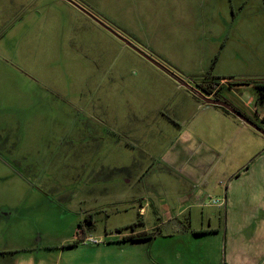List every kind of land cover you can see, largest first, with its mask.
<instances>
[{
  "label": "rangeland",
  "instance_id": "obj_1",
  "mask_svg": "<svg viewBox=\"0 0 264 264\" xmlns=\"http://www.w3.org/2000/svg\"><path fill=\"white\" fill-rule=\"evenodd\" d=\"M71 1L169 74L65 0H0V264H264L258 198L224 203L241 121L171 77L263 127L264 0ZM183 128L220 154L210 186L166 165Z\"/></svg>",
  "mask_w": 264,
  "mask_h": 264
},
{
  "label": "crops",
  "instance_id": "obj_2",
  "mask_svg": "<svg viewBox=\"0 0 264 264\" xmlns=\"http://www.w3.org/2000/svg\"><path fill=\"white\" fill-rule=\"evenodd\" d=\"M177 86V85H176ZM219 86V85H218ZM196 88V87H195ZM181 90H184L187 94L191 95L195 100L201 102L196 96H194L191 92L186 90L185 88L180 87ZM179 89V90H180ZM198 89V88H197ZM232 89H228V92H231ZM227 98V96H226ZM224 101V100H223ZM253 100H250L248 103H245V106L248 107L252 104ZM203 106L202 103L198 105V107ZM209 107H217V106H206ZM235 107V106H234ZM238 110L239 108L236 107ZM255 116V115H254ZM226 117H228L226 115ZM257 117V116H256ZM234 120H231V123L236 125L239 129V132L236 134V137L234 141L236 143L241 144V149L245 151L248 154H252L249 158H252V161L262 153L264 150V137L261 136L258 132L253 130L251 127L247 126L243 122H240L237 124ZM233 134H235L233 132ZM229 141H232L233 138L230 136L228 137ZM177 144L173 145L172 151H175V158L168 157L165 159L167 161L166 165L174 166L175 168H178L182 173V178L184 181L198 185V184H204L207 186H210L208 181H206L210 176H212L216 172V165L219 162L220 154L216 152L215 147H212L205 141H203L198 134L193 133L192 129L190 128H183L181 130L180 135L178 136ZM238 146V145H237ZM169 156V155H168ZM248 159H246L244 162H240L239 167L228 175L229 182L228 186L225 189V207L228 209V195L233 194V197L235 196H241V198H238V202L235 204V211L239 213V215L244 214L246 215L247 208L245 206V201L248 197H251L254 195L255 198H258V204L254 206V216L259 217L262 216V219L264 218V161L260 162L259 165L256 164V166H250L251 162L248 163ZM219 167V166H218ZM243 178H245L246 181L249 180V185H243L246 188L250 189L248 186L252 189H256V191L250 192L246 190L244 194H242L241 187L239 191H236L235 188L233 190H229V187L231 183L239 182ZM230 183V185H229ZM203 192H196L192 198L191 204L184 207L182 210L192 208V207H198L203 208L206 206L203 203V200L205 199L203 196ZM244 195L248 197H244ZM247 203V202H246ZM238 204H241L240 206H237ZM246 208V209H245ZM230 209V208H229ZM213 224V218L207 219V226L205 227L204 223L202 224V227L191 229L193 234L195 235H205L213 232H218L219 229L214 228L212 226ZM228 228V226H227ZM238 227L235 226L233 228V231L236 230ZM199 233V234H198ZM233 246H238L235 243H232Z\"/></svg>",
  "mask_w": 264,
  "mask_h": 264
},
{
  "label": "water",
  "instance_id": "obj_3",
  "mask_svg": "<svg viewBox=\"0 0 264 264\" xmlns=\"http://www.w3.org/2000/svg\"><path fill=\"white\" fill-rule=\"evenodd\" d=\"M66 2L74 5L75 7H77L81 12H83L85 15H87L89 18H91L92 20H94L96 23H98L99 25H101L103 28H105L106 30H108L110 33L114 34V36L119 39L121 42L124 43V45H126L127 47L133 49L135 52L139 53L141 56H143L145 59H147L148 61H150L152 64H154L158 69L162 70L163 72H166V69L160 65L159 63L155 62L154 60H152L151 58H149L148 56H146L145 54H143L139 49L135 48L131 42L121 38L118 34H116L112 29H110L109 27H107L105 24H103L102 22H100L97 18H95L92 14H90L87 10H85L84 8L80 7L79 5H77L76 3L72 2L71 0H65ZM76 4V5H75ZM169 74V73H168ZM172 78H174V80L177 82V84L182 87L185 88L186 90H188L189 92H191L194 96H196L201 102L203 106H217L220 108L225 109L226 111H228L230 114H232L233 116H235L236 118H238L241 122H243L244 124H246L247 126L251 127L253 130H255L256 132H258L261 136L264 137V129L259 126L256 122H254L253 120H251L248 116L244 115L241 111L237 110L235 107H233L231 104L227 103L226 101L220 100V99H216V98H211L208 97V95H206L203 91H201L200 89H197L193 86H191L190 84L175 78L174 76L171 75Z\"/></svg>",
  "mask_w": 264,
  "mask_h": 264
},
{
  "label": "trees",
  "instance_id": "obj_4",
  "mask_svg": "<svg viewBox=\"0 0 264 264\" xmlns=\"http://www.w3.org/2000/svg\"><path fill=\"white\" fill-rule=\"evenodd\" d=\"M218 82H213L207 85H198L197 87H199L206 95H211L213 94V97L216 99H220L223 100V98L220 96L221 92H216L217 91V87L218 86ZM232 88V87H231ZM212 90V91H211ZM259 93H260V98L263 100L264 99V85H261L259 87ZM236 108V107H235ZM223 109V108H221ZM237 109V108H236ZM225 112L229 113L228 111H226L225 109H223ZM238 110V109H237ZM250 118V117H249ZM251 119V118H250ZM264 119V118H262ZM253 120V119H251ZM254 121V120H253ZM255 122V121H254ZM260 126V125H259ZM199 234V233H198ZM125 240H132V241H140V240H146V239H150V234L149 233H144V234H138V235H132L129 236L127 238H124Z\"/></svg>",
  "mask_w": 264,
  "mask_h": 264
},
{
  "label": "built area",
  "instance_id": "obj_5",
  "mask_svg": "<svg viewBox=\"0 0 264 264\" xmlns=\"http://www.w3.org/2000/svg\"><path fill=\"white\" fill-rule=\"evenodd\" d=\"M208 97L214 98V97H213V94L208 95ZM255 116H256V115H255ZM260 120L263 122L262 124L264 125V119L261 118ZM262 128L264 129V126H263Z\"/></svg>",
  "mask_w": 264,
  "mask_h": 264
},
{
  "label": "flooded vegetation",
  "instance_id": "obj_6",
  "mask_svg": "<svg viewBox=\"0 0 264 264\" xmlns=\"http://www.w3.org/2000/svg\"><path fill=\"white\" fill-rule=\"evenodd\" d=\"M256 122V121H255ZM258 124V123H257ZM259 125V124H258Z\"/></svg>",
  "mask_w": 264,
  "mask_h": 264
}]
</instances>
